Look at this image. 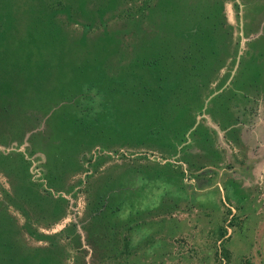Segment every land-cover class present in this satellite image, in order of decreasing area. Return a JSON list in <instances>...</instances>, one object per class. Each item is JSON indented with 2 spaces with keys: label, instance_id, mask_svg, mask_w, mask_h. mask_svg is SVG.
Returning <instances> with one entry per match:
<instances>
[{
  "label": "rangeland",
  "instance_id": "374dc122",
  "mask_svg": "<svg viewBox=\"0 0 264 264\" xmlns=\"http://www.w3.org/2000/svg\"><path fill=\"white\" fill-rule=\"evenodd\" d=\"M199 38L194 95L138 63ZM0 113V264H264V0H0Z\"/></svg>",
  "mask_w": 264,
  "mask_h": 264
},
{
  "label": "trees",
  "instance_id": "16d2710c",
  "mask_svg": "<svg viewBox=\"0 0 264 264\" xmlns=\"http://www.w3.org/2000/svg\"><path fill=\"white\" fill-rule=\"evenodd\" d=\"M196 37H201L202 35L199 34L197 31L195 34H193ZM207 36V35H206ZM210 38V37H209ZM211 39V38H210ZM201 40L202 38H199L197 40H194L190 47H187V50L184 51L185 54L188 55H179L177 58H175L172 54L170 55H165V54H160L159 56H152L150 55L149 57H146L145 55L141 56L138 60V63L140 65H148V64H154V69L157 70L158 72L163 71V70H168L167 72H172L174 75V83H176V90L173 93H178V94H192L194 95L196 92H199V86L193 84L192 82L195 80H208V84L212 82L213 78L215 77L213 70H205L201 71V67L197 68L195 65V68L189 69L187 65L191 62H199L203 63L206 59L207 55H210L214 57L215 53V48L212 44L208 45H203L201 46ZM209 43V42H208ZM150 45V44H149ZM174 52L179 53L177 50ZM215 61V59L213 60ZM119 87H122L119 85ZM124 88V87H123ZM117 89V88H116ZM191 89V91L189 90ZM131 95V94H130ZM136 97H133V99H116L115 102V107H120L125 109V107H129L128 111L130 108L133 106H148L149 102L145 101L143 97H140V93H135ZM140 97V98H138ZM175 98V97H174ZM166 99V98H163ZM170 103L167 102H162V101H157L154 99L153 103L151 106L156 108L161 113H165L166 110L168 109ZM76 107V106H75ZM71 108V105H63L61 108V111L67 112L66 110L69 111ZM66 109V110H65ZM2 113H0V126L1 124L6 121V120H1ZM73 123V124H72ZM119 131H122V118L119 120L117 119L116 121ZM193 121L188 123L187 125H184V127L181 128V130L178 128L176 130V134L174 135L175 137H166L164 139L167 140L168 144H179L181 142H184L185 139V134L191 127ZM64 128H67V133H62V135H58L57 139L59 140V145L60 147L64 145H69L71 143H77L80 142L83 138L86 137H92V133L98 134L102 138H108L109 133L100 131L97 128H93L91 123L89 122H82L80 120H77V118L71 114L70 112H67L64 115V123H63ZM153 126H158L159 125L154 124ZM163 132L162 130H160ZM3 140V139H0ZM64 148V147H62Z\"/></svg>",
  "mask_w": 264,
  "mask_h": 264
},
{
  "label": "crops",
  "instance_id": "0c3cea01",
  "mask_svg": "<svg viewBox=\"0 0 264 264\" xmlns=\"http://www.w3.org/2000/svg\"><path fill=\"white\" fill-rule=\"evenodd\" d=\"M264 143V142H263Z\"/></svg>",
  "mask_w": 264,
  "mask_h": 264
}]
</instances>
